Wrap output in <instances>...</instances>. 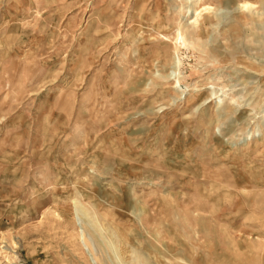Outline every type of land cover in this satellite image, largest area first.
<instances>
[{
	"label": "rangeland",
	"instance_id": "rangeland-1",
	"mask_svg": "<svg viewBox=\"0 0 264 264\" xmlns=\"http://www.w3.org/2000/svg\"><path fill=\"white\" fill-rule=\"evenodd\" d=\"M0 264H264V0H0Z\"/></svg>",
	"mask_w": 264,
	"mask_h": 264
}]
</instances>
